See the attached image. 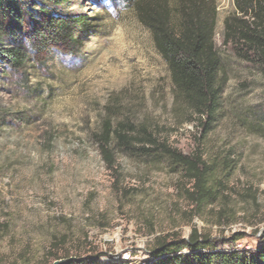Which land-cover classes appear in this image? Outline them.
<instances>
[{"label": "rangeland", "instance_id": "obj_1", "mask_svg": "<svg viewBox=\"0 0 264 264\" xmlns=\"http://www.w3.org/2000/svg\"><path fill=\"white\" fill-rule=\"evenodd\" d=\"M165 2L176 24L178 0ZM204 4L214 7L224 86L200 141L188 111L173 101L151 31L122 0H73L54 9L93 24L73 54L51 49L21 69L0 59V263L68 254L49 264L87 255H101L104 264L129 255L139 264L150 259L155 237L187 238L193 228L220 240L242 235L239 248L264 243V78L222 41L234 0ZM15 41L29 49L24 38ZM104 116L147 125L185 154L199 144L208 161L230 165L219 199L194 215L183 197L190 184L161 156L114 150L109 167L92 137Z\"/></svg>", "mask_w": 264, "mask_h": 264}, {"label": "trees", "instance_id": "obj_2", "mask_svg": "<svg viewBox=\"0 0 264 264\" xmlns=\"http://www.w3.org/2000/svg\"><path fill=\"white\" fill-rule=\"evenodd\" d=\"M73 0H0V59L11 68L21 69L28 62H42L51 49L73 54L92 34L90 19L84 14L56 13L58 7ZM134 6L140 22L148 28L154 45L169 70L174 103L185 107L189 122L200 129L198 141L217 115L224 86L221 57L214 45V7L204 0H178L180 18L170 22L165 0H122ZM235 10L224 20L222 41L234 54L258 66L264 78V0H234ZM26 40L29 49L16 38ZM92 137L107 165H113L114 150L124 154L161 156L179 168L190 184L183 197L197 215L204 205L219 199L220 189L230 172V165L219 168L217 159L208 161L199 144L189 154L182 153L159 139L147 125L128 119L104 116ZM242 235L227 239L212 238L193 228L187 238L175 233L154 238L150 259L145 264H264V243L252 249L239 248ZM18 257L0 264H49ZM101 255H87L67 264H104ZM80 257V256H78ZM106 264H124L108 260Z\"/></svg>", "mask_w": 264, "mask_h": 264}, {"label": "built area", "instance_id": "obj_3", "mask_svg": "<svg viewBox=\"0 0 264 264\" xmlns=\"http://www.w3.org/2000/svg\"><path fill=\"white\" fill-rule=\"evenodd\" d=\"M128 258H129V255H122V258H118L117 257V259H115V257H114V259L112 258V259H109V260L123 261L124 264H132L130 261H128L129 260ZM139 264H145V261H141V263H139Z\"/></svg>", "mask_w": 264, "mask_h": 264}, {"label": "water", "instance_id": "obj_4", "mask_svg": "<svg viewBox=\"0 0 264 264\" xmlns=\"http://www.w3.org/2000/svg\"><path fill=\"white\" fill-rule=\"evenodd\" d=\"M73 260H79V259L69 258V259H65V260L54 261L52 264H65V263L71 262Z\"/></svg>", "mask_w": 264, "mask_h": 264}]
</instances>
